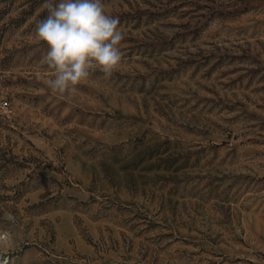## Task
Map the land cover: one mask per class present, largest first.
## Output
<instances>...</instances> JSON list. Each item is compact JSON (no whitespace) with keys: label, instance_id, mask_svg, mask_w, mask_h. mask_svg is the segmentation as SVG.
Returning <instances> with one entry per match:
<instances>
[{"label":"rangeland","instance_id":"1","mask_svg":"<svg viewBox=\"0 0 264 264\" xmlns=\"http://www.w3.org/2000/svg\"><path fill=\"white\" fill-rule=\"evenodd\" d=\"M101 2L121 64L59 94L0 0V259L264 264V0Z\"/></svg>","mask_w":264,"mask_h":264},{"label":"clouds","instance_id":"2","mask_svg":"<svg viewBox=\"0 0 264 264\" xmlns=\"http://www.w3.org/2000/svg\"><path fill=\"white\" fill-rule=\"evenodd\" d=\"M44 7L48 14L36 21L35 31L47 45L44 60L53 76L47 85L53 92L73 94L95 71L110 77L118 70L124 35L119 17L106 14L101 0H46ZM6 219L14 222L11 214ZM11 241V233L0 232V247H11Z\"/></svg>","mask_w":264,"mask_h":264}]
</instances>
